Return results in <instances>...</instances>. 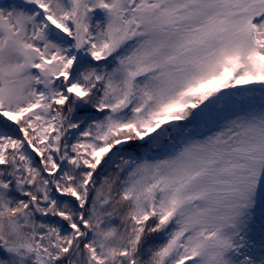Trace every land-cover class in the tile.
I'll return each instance as SVG.
<instances>
[{"label": "snow or ice", "instance_id": "obj_1", "mask_svg": "<svg viewBox=\"0 0 264 264\" xmlns=\"http://www.w3.org/2000/svg\"><path fill=\"white\" fill-rule=\"evenodd\" d=\"M0 264H264V0H0Z\"/></svg>", "mask_w": 264, "mask_h": 264}]
</instances>
